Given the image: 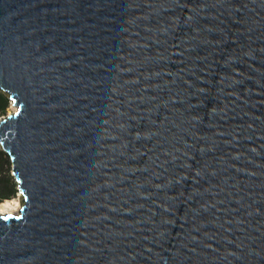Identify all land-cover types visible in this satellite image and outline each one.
I'll list each match as a JSON object with an SVG mask.
<instances>
[{"label": "water", "instance_id": "obj_1", "mask_svg": "<svg viewBox=\"0 0 264 264\" xmlns=\"http://www.w3.org/2000/svg\"><path fill=\"white\" fill-rule=\"evenodd\" d=\"M0 91V264H264V0H0Z\"/></svg>", "mask_w": 264, "mask_h": 264}, {"label": "trees", "instance_id": "obj_2", "mask_svg": "<svg viewBox=\"0 0 264 264\" xmlns=\"http://www.w3.org/2000/svg\"><path fill=\"white\" fill-rule=\"evenodd\" d=\"M8 102V96L0 91V116L5 113ZM6 165L10 166L9 160L6 154L0 150V202L13 197L17 191L15 182L10 180V176L5 172L6 169H3L6 168Z\"/></svg>", "mask_w": 264, "mask_h": 264}, {"label": "bare ground", "instance_id": "obj_3", "mask_svg": "<svg viewBox=\"0 0 264 264\" xmlns=\"http://www.w3.org/2000/svg\"><path fill=\"white\" fill-rule=\"evenodd\" d=\"M20 194H18V197ZM19 210V201L17 199H7L0 202V214H15Z\"/></svg>", "mask_w": 264, "mask_h": 264}, {"label": "rangeland", "instance_id": "obj_4", "mask_svg": "<svg viewBox=\"0 0 264 264\" xmlns=\"http://www.w3.org/2000/svg\"><path fill=\"white\" fill-rule=\"evenodd\" d=\"M15 108L12 106V105H10V101L8 102V106H7V108H6V110H5V113L3 114V115H1L0 116V118L1 117H4L5 115H7L8 113H11L13 110H14ZM4 170L6 169V173L10 176V180L13 182L14 180H13V178L11 177V174H10V166H8V165H6V168H3ZM15 188H16V186H15ZM9 199H17L18 200V193H17V191L15 192V194H14V196L13 197H10ZM8 199V200H9ZM4 200H7V199H4ZM3 201V200H2ZM1 201V202H2ZM15 214H16V212H15Z\"/></svg>", "mask_w": 264, "mask_h": 264}]
</instances>
